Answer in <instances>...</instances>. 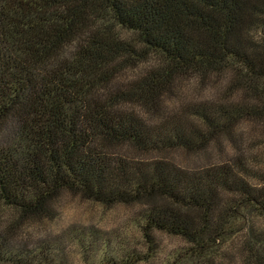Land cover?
Returning <instances> with one entry per match:
<instances>
[{"label":"trees","instance_id":"1","mask_svg":"<svg viewBox=\"0 0 264 264\" xmlns=\"http://www.w3.org/2000/svg\"><path fill=\"white\" fill-rule=\"evenodd\" d=\"M185 82L210 96L172 112L165 98ZM245 122L264 134V0H0V204L16 214L0 215V264L64 263L51 242L21 237L64 193L147 207L149 254L77 237L99 264L149 259L157 232L187 244L168 264H224L248 213L264 215ZM212 145L219 160L198 169L153 155ZM250 233L264 263V234Z\"/></svg>","mask_w":264,"mask_h":264},{"label":"rangeland","instance_id":"2","mask_svg":"<svg viewBox=\"0 0 264 264\" xmlns=\"http://www.w3.org/2000/svg\"><path fill=\"white\" fill-rule=\"evenodd\" d=\"M129 36V33L122 32ZM128 71L126 76H131ZM210 91H206L202 97L197 95L193 82H185L179 89V98L169 95L165 98L164 105L172 112L183 109L187 104L206 99ZM199 97V98H198ZM168 110V111H169ZM150 120V118L148 119ZM154 123L157 121H153ZM242 132L247 137L245 154L247 160L254 170L264 175V164L262 163L264 151L263 129L249 122H245ZM249 142V143H248ZM229 149V147H228ZM219 149L212 145L208 150L201 152H188L184 149H172L165 153L153 155L168 158L175 163L188 169H198L206 165L216 163L219 160ZM261 179V178H260ZM259 178H251L253 183L260 187L262 181ZM55 218L53 220L35 221L30 220L22 227L21 237L30 245L31 249L42 246H50L52 250L64 258L63 264H99L101 251L96 245H82L77 237L81 233L93 231L101 239L109 244V253L128 254L139 253L149 254V247L141 232V212L147 207L144 204L106 206L86 200L80 196L64 193L56 202ZM0 215L4 220H13L16 217L14 210L0 204ZM247 228L235 236L222 248L224 264H264L258 262V258L251 256L247 250L251 242L258 243L252 237L250 228L256 234H264V215L259 213H248L246 216ZM74 237V238H73ZM76 237V239H75ZM157 249L149 259L140 260L137 264H168L187 247L186 242L178 236L165 232H157ZM58 241L55 245L53 241ZM39 246H37L36 244ZM57 244V243H56ZM259 243L257 244V247ZM56 246H58L56 248ZM262 251V247H261ZM222 260V259H221ZM62 264V259L60 260Z\"/></svg>","mask_w":264,"mask_h":264}]
</instances>
